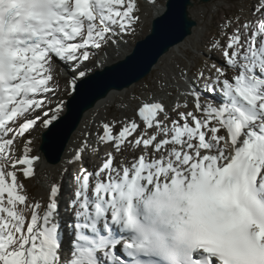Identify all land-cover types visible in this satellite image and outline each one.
Returning <instances> with one entry per match:
<instances>
[{
    "label": "snow or ice",
    "instance_id": "snow-or-ice-1",
    "mask_svg": "<svg viewBox=\"0 0 264 264\" xmlns=\"http://www.w3.org/2000/svg\"><path fill=\"white\" fill-rule=\"evenodd\" d=\"M139 12L138 0H0V264H264V0L259 19L221 26L211 42L220 66L185 65L140 101L144 127L102 124L98 143L109 150L97 168L82 166L86 142L77 151L70 224L61 184L41 203L18 177L37 176L27 136L63 111V101L48 109L60 87L56 62L83 79L118 37L137 31Z\"/></svg>",
    "mask_w": 264,
    "mask_h": 264
},
{
    "label": "water",
    "instance_id": "water-1",
    "mask_svg": "<svg viewBox=\"0 0 264 264\" xmlns=\"http://www.w3.org/2000/svg\"><path fill=\"white\" fill-rule=\"evenodd\" d=\"M213 0H197L206 4ZM194 0H167L155 16L150 32L137 40L130 53L114 63L94 69L76 80V90L64 104L65 111L41 133L39 151L50 165L59 164L85 114L94 109L112 91H124L147 78L161 57L193 34L196 20L190 8Z\"/></svg>",
    "mask_w": 264,
    "mask_h": 264
},
{
    "label": "bare ground",
    "instance_id": "bare-ground-1",
    "mask_svg": "<svg viewBox=\"0 0 264 264\" xmlns=\"http://www.w3.org/2000/svg\"><path fill=\"white\" fill-rule=\"evenodd\" d=\"M166 1L167 0H165V4H166ZM213 1H217V0H213ZM145 2H146V6H147L146 11L150 12V17H149L150 21L144 22V24L140 23L138 25V27L142 26L141 24H143V26L145 25L149 29V31H148V33H149L152 19L161 13V11L165 7V5L163 3L161 4L159 0H155V3H153L152 0H145ZM194 2H195V5H194V7H192V9L190 8V13H191V16L196 20V15L193 12V8H195L197 5H200L202 3L197 2V0H194ZM138 3H139V1H138ZM218 6L223 7L221 1L218 3ZM210 13L212 14L214 20H216V18H217L216 12L210 11ZM198 14H200L201 17H203L205 15L204 11H202V10H199ZM139 15H140V13H139ZM252 20H254V19H252ZM200 26L201 25L197 24L196 27L193 29V34L190 37H187L182 43L180 42L178 45H176L174 48H172V50H170L167 54H165L163 57H161L159 63L154 66L151 73L157 71L158 69H161L162 68L161 64H163V61L168 59V62L166 64L168 66V65H170L169 62L174 60V58H177L180 53H182L184 51L186 53H188L187 52L188 46L189 45L192 46V44L197 41L198 37L204 35L210 41H213L214 38L219 37V34L221 31L217 30V31H215L214 36L210 39V36L208 35V33L199 30ZM214 30H216V29H214ZM232 30L233 29L230 28V33ZM136 33L138 34V35H136L137 40H140V39L144 38V36H145L144 34H139L138 30L136 31ZM117 39H118V46L110 47L107 50V53L103 56V58H99L94 63L88 64V66L86 68L87 74L90 73L91 71H93L94 69L96 70L97 68L102 67L105 64H111V63H114L121 58H125V56L130 53L131 49L127 50V48H126L127 44L130 42L125 40V36L118 37ZM201 42H202L200 45L201 48L204 47L205 44L206 45L208 44L204 39H202ZM208 45L212 50L210 53V58L212 59V63L223 62V58H222L220 52L212 49V43L208 44ZM133 46H132V49H133ZM201 62H202V64L206 63V59H204V60L202 59ZM56 67H59L60 69L66 70V72L73 75L72 77L75 78L76 80L79 78L78 73H76L74 69H71L69 67V65H66L60 61H57ZM55 70L57 72L58 68H56ZM193 71H194V68L193 69L191 68V72H193ZM229 74L230 73H228V75ZM57 79L59 82L64 81L63 76H60V77L57 76ZM141 82H139V83H141ZM138 84L136 83L132 87H130L129 89H126L124 91H112L109 94V96H107L98 105H96V107L94 109H91L90 111H88L85 114L84 119H82V122H81L80 126L78 127V129L76 130V132L73 133L72 138L68 144V147L65 150L62 161L57 165H50L49 163H47L46 162L47 160H46L44 154L39 151L40 145L38 144L37 139L34 137V134L35 133L37 134L39 132L38 130H35V131L33 130L31 135L27 136V137H29V139L34 137V139L32 140V144H31L33 154L40 156V162H39V166L37 169V176L35 177V179L43 187L40 188L35 195L32 194L33 186H29V188L25 189V191H26L30 200H35V201H40L41 203H45L48 199V193H49V188H50L51 184H53V183L61 184L62 194L58 199H59V203H60L61 219H62L63 224H70L72 222V217L65 212V208L70 201V198L72 196L73 189H74L73 186L69 185L68 179H67V176H69L68 168L72 165V163H69V162L74 157L73 153L76 150L79 151V149L81 147H83L85 142H86L87 143V149L83 153H89L91 151L90 148H92V149L97 148L98 157H100V155L101 156L104 155L105 149L108 150L109 147L107 145L99 144L97 141V138L99 139V136L103 134V128L102 127L100 129L99 134H97V136L94 137L95 125L98 122L106 123V121L111 120L110 119L111 117L108 114V112L106 111V109H114L112 107L113 102L115 100H119L121 96H126L129 92L133 91ZM200 86L201 85H199V87ZM202 88H203V86H202ZM71 93H72L71 88L70 89L67 88L66 90H63L62 92H58L53 97L58 98V99H60V97H61L62 98L61 100L64 102V104H66L67 98L63 97L62 95H65V96L69 95L68 96V98H69ZM211 99H213V97H211ZM216 99L219 100L218 94L216 96ZM167 101H168V99L166 97V103H167ZM59 102L60 101H58V103ZM169 107H171V106H169ZM53 108L54 107H50V109H53ZM181 110H183V109H181ZM64 111H65V107H63V111L60 113L59 116H61L64 113ZM170 114L173 117H175V113H170ZM46 129H47V127L46 128L44 127L43 131H45ZM21 142L24 143V141H21ZM37 147H38L39 153L36 152ZM21 153H22V148L20 147L19 151L17 152V155H20ZM128 156H129L128 159L132 158V153L130 151H129ZM85 158L87 161V165H90L92 170L95 169L96 165L94 164V162H92L91 157L89 155H87V156H85ZM18 177L20 180L23 178L22 176H20V173H18ZM41 211H43V209H41ZM64 235H65V241H66V246H67V232H66V230H65Z\"/></svg>",
    "mask_w": 264,
    "mask_h": 264
},
{
    "label": "rangeland",
    "instance_id": "rangeland-1",
    "mask_svg": "<svg viewBox=\"0 0 264 264\" xmlns=\"http://www.w3.org/2000/svg\"><path fill=\"white\" fill-rule=\"evenodd\" d=\"M138 1L140 5L139 6L140 7L139 13L141 17L140 23L144 24V22L150 21L149 19L150 12L146 11L147 6H146L145 0H138ZM159 1L161 4L163 3L165 5V0H159ZM220 1L223 7L218 6V3ZM260 3H261V0H217V1L206 3V4L197 5L195 8H193V12L196 15V21L198 22L197 24L201 25L199 30L208 33L211 39L214 36L215 31L217 30L221 31V26L228 19L235 20L237 17H239L242 22L255 21L256 19H259L260 17L258 14L255 13V10L260 5ZM199 10L204 11L205 15L203 17H201L200 14H198ZM209 10L216 12V15H217L216 20H214ZM143 24H141L142 26L137 27V30L139 31V34L147 35L149 29L145 25L143 26ZM228 31L230 33V29ZM136 35L138 34L135 32L131 36H125V40L130 42L126 46L127 50L132 49V46L136 43L137 41ZM202 39H204L208 44H211L210 42H212L208 40L207 37L204 35L198 37L197 41L194 42L192 46L191 45L188 46V51H187L188 53H186L185 51L180 53L177 58H174V60L169 62L170 65L168 66L166 65L168 62V59L163 61V64H161V67H162L161 69H158L157 71L151 73L147 78H145L141 83H139L133 91L129 92L126 96H121L119 100H115L112 104L113 105L112 107L114 109H106V111L111 117L110 118L111 120L109 121L123 120V119H135L138 123H140L141 127H144L143 122L141 121L139 116L135 114L137 112V106L139 105L140 101H150V98L154 94H157V95L159 94L158 85L162 78L172 79L174 77H177L179 73V69L183 68L185 65H187L190 69L194 68V71L192 73H196L197 70L206 71L205 65L210 66L212 64V59L210 58V53L212 50L208 44L207 45L205 44L204 47L202 48L200 47L202 43L201 42ZM224 39H227V37H224ZM202 59L203 60L206 59V63L202 64L201 62ZM222 63L223 62H218L216 64L221 65ZM56 68H58L57 76L59 77L63 76L64 78L63 82H59V86H60L59 92H62L63 90H66L67 88L70 89L71 81L73 80V77H72L73 75L67 73L66 70L60 69L59 67H56ZM74 70L76 73H78L77 69H74ZM229 73H230L229 74L230 76L234 75V73L232 72H229ZM194 78L195 77H193V79ZM199 85H201L200 88H202L203 82H201ZM62 96L68 99L69 95L68 96L62 95ZM206 96L210 97L209 99H211V94L206 93ZM61 99H62L61 97L60 99L52 97L51 103L48 105V109L51 110L50 107H54L53 109H55V107L58 104V101H62ZM167 99H168L167 104L169 106H172L174 103H176L177 96L175 92L171 97H167ZM50 115H51V111H50ZM109 121H106V122H109ZM102 123L103 122H98L95 125L94 137H96L97 134H99L100 129L102 127ZM38 128L36 130H38L39 132L37 134L35 133L34 137L37 139L38 144L40 145L41 133L44 132L43 131L44 127H38ZM119 128H120V125L117 124L116 128L114 129V133L117 132ZM34 137H32L30 140L32 141ZM27 139H29V137H27ZM97 141H98V138H97ZM20 147L21 148L23 147L22 142H20V144L18 145V148ZM36 150H37L36 152H38V147L36 148ZM90 150L92 151V153H94V150L92 148H90ZM107 151L108 150L105 149L104 155L102 156L100 155V157H97V158L94 157V155L92 157L90 156L92 158V162L96 164V168L102 163L103 157L105 156ZM128 155H129V152L125 153V157L127 159L129 157ZM20 176L22 175L20 174ZM21 181L24 183L25 189H28L29 186H33L32 194L34 195L37 193V191L40 188L43 187L35 178L27 179V180L22 178Z\"/></svg>",
    "mask_w": 264,
    "mask_h": 264
}]
</instances>
